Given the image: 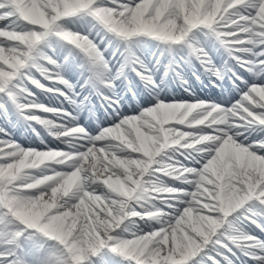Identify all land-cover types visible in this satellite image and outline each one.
Masks as SVG:
<instances>
[{"label":"snow or ice","instance_id":"obj_1","mask_svg":"<svg viewBox=\"0 0 264 264\" xmlns=\"http://www.w3.org/2000/svg\"><path fill=\"white\" fill-rule=\"evenodd\" d=\"M0 264H264V0H0Z\"/></svg>","mask_w":264,"mask_h":264}]
</instances>
